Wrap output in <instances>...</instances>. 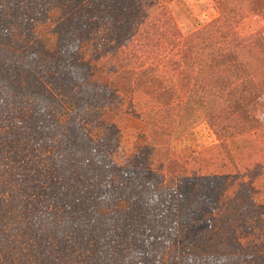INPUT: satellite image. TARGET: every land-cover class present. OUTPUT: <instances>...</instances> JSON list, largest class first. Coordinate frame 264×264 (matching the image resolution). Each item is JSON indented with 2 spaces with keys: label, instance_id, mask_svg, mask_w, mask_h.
Wrapping results in <instances>:
<instances>
[{
  "label": "trees",
  "instance_id": "obj_1",
  "mask_svg": "<svg viewBox=\"0 0 264 264\" xmlns=\"http://www.w3.org/2000/svg\"><path fill=\"white\" fill-rule=\"evenodd\" d=\"M135 1L0 0V264H152L140 257L141 224L166 204L184 223L181 255L212 230L223 204L214 183L230 176H210L216 192L200 215L184 211L183 194L208 180L193 173L203 156L173 155L150 117L130 129L124 101L135 94L168 110L180 98L174 81H203L211 105L264 132V94L236 51L218 47L203 61L182 45L160 67L127 49Z\"/></svg>",
  "mask_w": 264,
  "mask_h": 264
},
{
  "label": "rangeland",
  "instance_id": "obj_2",
  "mask_svg": "<svg viewBox=\"0 0 264 264\" xmlns=\"http://www.w3.org/2000/svg\"><path fill=\"white\" fill-rule=\"evenodd\" d=\"M125 13L131 18L126 47L144 63L168 66L182 45L202 49L203 61L215 48L234 50L264 94V0H136ZM167 71L175 76L171 68ZM174 83L180 98L168 110L154 107L143 94L124 101L130 129L150 117L163 131L160 142L168 144L173 155L186 157L195 151L203 156L193 173L208 180L198 179L183 194L184 211L200 215L206 208L203 196L215 193L214 186L223 189V204L212 230L202 233L200 241L192 243L194 237L187 235L183 243L192 246L183 255L177 245L184 224L178 208L172 214L167 204L153 207L141 224L147 253L140 257L152 264H264V132L246 131L229 111L211 105L203 81ZM131 141L130 135H123L119 147L126 151ZM149 157L152 162L160 158L151 152ZM215 174L230 177L213 186L209 180ZM173 197L177 200L178 194ZM244 233V247L229 241ZM137 250L139 256L141 247Z\"/></svg>",
  "mask_w": 264,
  "mask_h": 264
}]
</instances>
